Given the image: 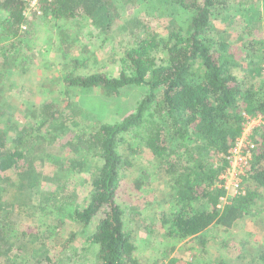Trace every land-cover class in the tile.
Wrapping results in <instances>:
<instances>
[{
	"label": "trees",
	"instance_id": "trees-1",
	"mask_svg": "<svg viewBox=\"0 0 264 264\" xmlns=\"http://www.w3.org/2000/svg\"><path fill=\"white\" fill-rule=\"evenodd\" d=\"M25 7L23 0H0L5 14L0 15V69L20 62L19 75L30 67L25 60L27 56L31 61L29 53L36 50L32 40L38 27L50 30L46 50L52 45L64 55L70 48L61 26L78 17L89 20L102 42L109 38L120 46L116 37L124 29L133 39L114 52L115 75L103 69L86 72L92 68L81 49L63 69L64 97L32 109L22 104L20 115L0 130V264H27V259L19 262L12 250L15 246L21 250L15 244L19 237H27L29 247L32 241L25 231L12 235L15 223L8 224V218L40 214V225L34 227L42 239L49 237L76 198L72 179L79 175H86L89 191L70 212L84 230L81 245L87 256L71 248L76 236L72 234L56 247L58 256L44 255L47 264H83V257H88L84 264H196L170 255L179 241H193L203 253L212 231L233 232L246 219L264 224V124L253 134L251 167L241 183L244 193L217 207L225 194L217 186L218 177L227 165L225 154L241 133L244 116L264 115V80L255 88L246 81L247 72L242 77L238 72L251 67L264 79V0H39L41 13L32 18L23 14ZM24 22L27 27L22 29ZM158 54L166 59L157 61ZM126 86L149 89L131 112L109 121L89 118L81 132L71 129L79 92L95 91L101 95L99 102L107 105L117 101ZM23 118L28 121L20 122ZM53 147L71 154L57 160L61 162L57 175H43L35 162H57L46 155ZM144 150L158 158L156 171L162 172L164 202L169 207L160 213L164 252L142 259L135 228L125 220L133 209L116 198L121 182L135 189L144 185V176L133 178L131 170ZM45 182L55 185V191L42 190L40 183ZM33 185L34 193L38 189L35 203L10 198L12 187L19 194ZM136 214L141 215L138 207ZM261 250L253 264H264V247Z\"/></svg>",
	"mask_w": 264,
	"mask_h": 264
},
{
	"label": "rangeland",
	"instance_id": "rangeland-1",
	"mask_svg": "<svg viewBox=\"0 0 264 264\" xmlns=\"http://www.w3.org/2000/svg\"><path fill=\"white\" fill-rule=\"evenodd\" d=\"M261 9H263V7H261ZM130 12H132L131 8ZM177 12L178 14L180 13L178 8ZM0 15H5L4 11H0ZM32 17L33 16H29V18ZM23 24H21L22 29L27 27V23L24 22ZM37 30L38 33L32 40L33 44L36 45V50L31 54L29 53L31 61H28V57L26 56L25 61L30 65L26 72L20 75L17 74L22 67L20 62H17L13 67L0 69V108L4 110V113L0 114V130L10 120L13 121L12 118H17L18 113L20 115L22 104L32 109L34 105L38 106L45 102H51L54 100V97H58L59 99L64 97V94L61 92V79L64 75L63 69H65V64L70 61L71 57L80 54L81 49L83 51L84 60L87 56V66L92 68L86 69V72L103 69L111 75H115L117 74L118 64L116 62L117 59H113L114 52L119 53V48L123 50L125 43L133 39L131 32L124 29L118 32L120 34L116 37L121 40L120 46H115V43L109 38L106 42H102L101 38L97 35L96 28L93 27L89 20L78 17L76 20L65 22L61 26V30L66 31L65 39L67 40V46L70 48V53L64 55L61 50L52 48V45L49 50H46L48 45L44 43V41L46 42L49 38L50 34L48 31L50 30L43 26L38 27ZM51 38L58 40L57 35H51ZM112 47H115L116 51ZM43 48L44 50L39 52V50ZM158 55L157 61L166 59L164 54ZM244 71L248 74L246 81L254 84L255 88L261 87L259 82L264 79H261L256 71L254 72L251 67L239 69L238 72L240 77L243 76ZM148 91L149 89L147 86H126L120 90L117 101L112 100V103L103 105L98 100V97L101 95H98L95 91L83 90L82 93L79 92V96L75 98V100L80 102L74 105V108L78 111H76L77 117H75L71 129L76 132H81L89 123V118L92 120L103 118L109 121L113 117L118 118L127 112H131L136 107L137 102L147 94ZM62 103H64V101H62ZM60 111L61 110H59V112ZM19 121L26 123L28 119L24 120L23 118V120L19 119ZM62 142H65V140H62ZM66 154L69 156L71 153L68 150L60 152L56 147L52 149L49 148L46 151L48 158H52L56 161L65 157L64 155ZM138 156L139 157H136L138 163L136 162L137 164H135L131 170H133V178L139 177L140 175H142V177L144 176L142 179L144 185H142L141 189H135L130 182V184L121 182L117 190L116 199L127 206L129 211L133 209L126 215L125 220L130 228H135L133 234L138 241V254L139 257L141 256L143 259V257L147 258L151 255L158 257L164 252L161 251L162 246L160 245L162 243L160 240L165 237L162 233V228L159 226L161 220L160 213L161 209L166 210L169 206L164 202L166 196H164L163 193L162 172L156 171L158 158L152 155L148 150H144L143 153H140ZM35 163L38 169L37 171L42 172L43 175H57V163L60 164L61 162L42 159L39 161L37 160ZM142 171H145V173L142 174ZM85 177L86 175H79L78 178L72 179L74 180L72 189H75L76 198L73 200L72 205L69 207L66 206L67 215L64 217L63 223L55 228L56 230L53 228L51 230L52 234L49 237L42 239L40 233H38L34 227L35 225H40L41 215L38 213L37 216L21 214L13 215L11 218H8V224H10V222L15 223V229L10 231L12 235L25 231L30 234V238L32 239L30 247L27 237H19L15 242V244L21 247L19 251L16 250V246L13 247L12 250L13 253L18 254L17 260L19 262L27 259V264H47L44 255H50L53 258L58 256L59 251H57L56 247L61 246L72 234L76 236L74 240H72L73 242H70L71 248L79 249L80 254L87 256V249L82 250L83 244L81 245L84 230H82L80 224L72 218L70 212V209L82 204L84 198L88 194L89 188L87 182L84 180ZM40 184L42 190L55 191V185H52L50 182ZM15 187L16 186L11 189L13 193V195L10 196L11 199L12 197H19L32 204L36 202L38 195V189L36 193H34L36 185L27 189L24 187L23 191L19 194L17 191H13ZM169 204L170 207H173V201ZM136 207L140 209L141 215L136 214ZM29 212L33 213L34 211L29 209ZM51 220L55 222V217ZM260 222L259 220L246 219L241 221L233 232H227L225 230L210 232V236L208 237L210 241L207 243L205 252L203 253L201 247L195 242L179 241L176 245V249L170 253V255L179 260H191L196 264H253L252 258L259 255L262 251L261 249L264 247V224ZM145 224L148 225L142 228L141 225L144 226ZM150 224L153 225L150 226ZM92 226L93 225H91V229H93ZM40 228L42 229V227ZM7 233L9 234V232ZM212 236L214 238H212ZM150 244L153 246L152 248ZM37 246L39 248L38 251L36 250ZM193 246L196 248L192 249ZM30 248L33 250H30ZM83 258L88 259V257ZM84 259L82 260L83 264ZM141 264H143V261Z\"/></svg>",
	"mask_w": 264,
	"mask_h": 264
},
{
	"label": "built area",
	"instance_id": "built-area-1",
	"mask_svg": "<svg viewBox=\"0 0 264 264\" xmlns=\"http://www.w3.org/2000/svg\"><path fill=\"white\" fill-rule=\"evenodd\" d=\"M26 7L23 14L26 17L40 14L39 0H23ZM24 25V24H23ZM264 124V115L244 116L240 135L236 138L233 146L225 154L227 165L221 171L217 186L225 190V194L220 197L217 207L230 201L229 198L244 193L241 183L251 167L252 155L255 149L253 134L255 130Z\"/></svg>",
	"mask_w": 264,
	"mask_h": 264
}]
</instances>
